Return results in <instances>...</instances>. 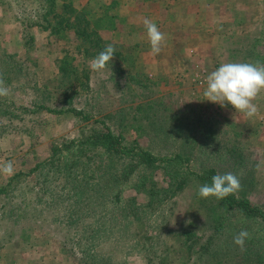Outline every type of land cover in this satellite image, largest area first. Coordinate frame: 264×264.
Masks as SVG:
<instances>
[{
    "label": "rangeland",
    "instance_id": "1",
    "mask_svg": "<svg viewBox=\"0 0 264 264\" xmlns=\"http://www.w3.org/2000/svg\"><path fill=\"white\" fill-rule=\"evenodd\" d=\"M111 1L74 5L94 14ZM41 2L0 0V79L9 90L0 96V185L10 188L0 196V264H264V223L233 213L216 232L218 251L198 258L214 223L196 182L153 206L151 193L136 189L137 175L109 181L112 162L99 150L77 154L69 176L66 159L74 156L53 159L56 147L106 123L157 156L188 155L193 171L235 174L237 193L264 210V92L250 119L204 96L207 76L221 64L264 65V0H119L108 9L114 30L93 24L88 32L99 38L90 40L41 26ZM145 18L165 35L155 56ZM107 45L113 60L93 71L90 62ZM8 162L11 174L2 170ZM84 170L81 199L74 186ZM102 177L108 186L97 184ZM155 178L168 185L163 170ZM132 197L138 221L127 216ZM242 230L249 233L243 249L233 242ZM186 232L195 234L193 249Z\"/></svg>",
    "mask_w": 264,
    "mask_h": 264
},
{
    "label": "trees",
    "instance_id": "2",
    "mask_svg": "<svg viewBox=\"0 0 264 264\" xmlns=\"http://www.w3.org/2000/svg\"><path fill=\"white\" fill-rule=\"evenodd\" d=\"M61 1L62 0H42L41 2L43 15L40 25L50 30L51 33L59 34L63 28H70L82 40H90L93 35L99 38L97 34L98 31L95 29L92 30V32H88L90 29L89 27L93 24L96 25L95 27L98 29L112 28L114 30L115 16L110 15L108 9L115 7L119 0H112L109 5L103 3L94 14H90V11H87L89 7L88 4L83 5L81 8L76 7L74 5L75 0H64L62 11L57 12L58 5L61 4ZM63 12H65V15L68 14L65 18L62 14ZM85 50L88 49L85 48ZM69 108L70 109H64L69 111L72 115L74 114L76 117H81L84 120H89L92 117L84 111H78L71 107ZM75 145L77 147L74 149L73 147ZM61 146L54 149L53 159L60 155L62 156L58 158L62 159V157H64L63 154L66 152V155H72L75 158L73 163L70 162L69 159H66L67 164L65 165V169L68 176L71 175V169L73 167L77 170V154L80 156L84 154L85 151L99 150L102 152V154L99 153L102 159L104 158L106 161H109V163L112 162V164L109 165L112 168V172L108 177L109 181L112 183L130 182L134 175H137L139 181L135 185L136 189L138 192L147 190L151 193L152 200L149 204L153 206L156 203L163 202L165 200L164 197L168 196L169 198L177 195L192 182L197 183L198 189L205 184L211 185V178L218 174L217 170L214 168H210L201 173L189 169L190 158L188 155H184V153H178L172 156H157L141 146L137 141H128L122 133H117L106 123H104V126L95 127L84 139H80L79 141L73 139L70 140L69 143H65L62 147ZM113 168L116 170L114 171ZM159 169L163 170L168 179L167 186L160 187L155 178L156 171ZM86 173V170L82 172L84 175L78 177L79 185L76 184L74 186L81 199L85 194L86 187L82 186V183L87 179ZM17 177L18 175L15 174L13 178ZM104 179H107V177L100 178L97 184L101 187L108 186L109 183L104 181ZM9 189L8 186L0 185V196H8ZM202 199L204 205L206 203L208 204L209 215L212 217L214 224H212L213 233L208 237L206 243L200 245L196 253L200 259H202L206 253L213 255V253L218 251L214 250L212 246L215 244L213 243L214 239L219 235V233L216 232L224 227L223 216H226L228 219L229 215L233 213L240 215L242 218L241 220L248 221V219H258L264 223L263 208L254 204L246 195L235 193L227 196L224 200H217L215 197ZM130 201V212H127V214H129L127 216H131L132 220L138 221L140 220V204H138L137 198L135 197H132ZM103 226L107 228L106 224ZM185 235H187L185 242L189 243L188 247L192 249L195 248L196 243L194 241H197V239L194 238L195 234L193 232H186ZM259 240L264 241V236L259 238ZM262 247H264V245ZM261 252L264 253V249ZM255 256L263 258L260 253H256ZM252 261L253 258L251 259V262Z\"/></svg>",
    "mask_w": 264,
    "mask_h": 264
},
{
    "label": "clouds",
    "instance_id": "3",
    "mask_svg": "<svg viewBox=\"0 0 264 264\" xmlns=\"http://www.w3.org/2000/svg\"><path fill=\"white\" fill-rule=\"evenodd\" d=\"M150 44V54L155 56L162 51L165 42V35L151 20H143ZM115 48L107 45L91 62L90 68L100 72L113 60ZM261 92H264V65L250 63H224L206 78L204 96L207 101L217 103L221 107L231 105L236 115H243L245 118H252L258 115V107L253 103ZM9 90L0 79V96L6 97ZM3 172L11 174L13 164L8 162L3 167ZM211 185L205 184L199 188L198 195L202 198L215 197L217 200H224L227 196L237 193L240 188L239 178L231 173L217 174L211 178ZM190 223V221H189ZM249 233L246 230L239 232L233 242L243 249L245 240Z\"/></svg>",
    "mask_w": 264,
    "mask_h": 264
}]
</instances>
